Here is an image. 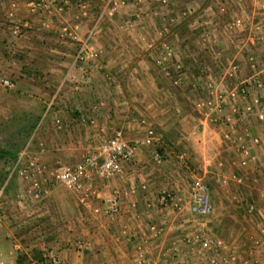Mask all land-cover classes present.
<instances>
[{"label":"crops","instance_id":"obj_1","mask_svg":"<svg viewBox=\"0 0 264 264\" xmlns=\"http://www.w3.org/2000/svg\"><path fill=\"white\" fill-rule=\"evenodd\" d=\"M11 1L0 0V12H3V21L8 26ZM27 1L15 0L17 9L14 11V19L20 20L31 17L37 23L38 29L24 35L19 33L18 36L7 30L2 31L0 28V74L14 82V90H25L33 87L35 90L37 87L45 90L51 88L53 91V94H50L49 98L44 101H42L41 95L46 94L42 89L35 93L37 96L35 97L36 105L40 102L45 105L40 118L41 123L36 124L37 130L34 129V133L37 131L36 139L33 137L34 141H37V146L42 147L40 148L42 152L44 151L43 145L46 149L43 153L45 167L52 168L60 162H68L77 158L80 152L82 156L84 153L82 151H97L100 144L106 140L104 138L112 136L116 130L122 131L125 136L124 139L127 141L146 135L150 130L146 129V126L140 127L138 115L143 116L146 122L149 119V121H156L165 135L170 133L175 121L191 127L189 126L192 125L191 120L187 121L188 116L182 105L195 103L193 87L195 85L201 87L198 78L200 71L212 72V69L221 71L220 62H217V65L210 63L207 65L206 62L202 65L198 63V52L193 46L195 38L187 35L188 28L187 25L185 26V23H188L198 13L192 12L190 14L192 16L183 18L181 23H175L170 31L172 37L169 38L174 39V41L172 39L171 45L175 46L174 61L184 65L186 69H190L196 75V79L194 78L193 81H181L175 87L171 82L170 85L164 86L163 83L166 80L162 81L163 78L158 72V68L152 65L158 44L155 42L156 36L154 35L156 34L150 30L153 21H155L151 16H141L144 17L142 21L134 20L133 29L127 32L116 30V18L121 20L127 17L126 14L116 16V18L106 16L102 20L100 29L93 33L90 39V45L100 51L97 62L95 64L85 62L66 66V63L62 64L59 60L67 54L72 56L75 53L76 49L73 48V52L67 48L70 44L76 47L79 45V41H82L81 35L86 32L89 22L92 21L91 13L89 12V15L87 14L85 17L80 16L79 23L75 19V13L68 16L65 25H68L70 32L76 34V38H71L70 44H67L66 41H62L63 35L60 34V30L56 29L57 25L61 24L56 9L59 4H55V2L52 4L54 0H44L43 5L38 9H34V11L31 9L32 12L36 13L30 14ZM199 1L203 2L204 0H175L174 9L177 16H181V13L190 10L188 8H193V11L199 10ZM260 2L262 0H259V5ZM257 3V0H252L250 6L254 10L253 13L259 15V22L264 23V12L260 7L257 8ZM243 5L248 6L247 4ZM129 6L128 9L132 10L131 15H136L135 2L134 4L130 3ZM141 8L148 10L147 5ZM42 23L47 24L49 29L43 28ZM104 24L106 28L111 26V30H104ZM141 24L146 28H141ZM184 29H187V32H183ZM167 37L162 39H167ZM261 40L263 41H259L258 44L255 38L248 37L243 50V47L235 43V40H230L232 45L228 42L226 47L230 45L237 50L240 57H236V55V61L242 69H248L240 58L257 50V46H259L260 54L264 46V39L261 38ZM229 50L231 51V48ZM42 52L45 54V58L40 56ZM262 58L264 60V56ZM66 59L68 57L65 56L64 61ZM227 60L228 56L225 58V62ZM259 69L261 78L264 80L263 63ZM244 75L246 76V74ZM209 77L211 78V76ZM213 78L215 80L210 81H216V78ZM107 79L108 82L105 81ZM232 80L226 81L225 76L220 78V92L230 93L234 89L236 79ZM238 80L240 79L238 78ZM214 100L216 99L214 98ZM228 100L237 103L236 99H229L228 95L223 98L227 105ZM102 101L105 106H99L98 109H95V106ZM2 103L3 107L6 108L7 106L8 111H11L10 107L19 106L20 102L15 97H9ZM199 115L198 113V115H193L190 118L195 121ZM83 116L87 119L91 118L94 124L90 126L77 124L78 121L83 120ZM56 120L60 122L59 127L55 124ZM201 120L199 118L204 130L206 129L205 123ZM148 124L150 125V123ZM242 125H245V122H242ZM246 125L248 128L241 130L244 136L240 140L249 142V137H262L261 133L264 130L261 129V126L264 125V121H260L259 125V121L255 118ZM224 131L225 129L222 127L213 129L215 135L214 149H217L216 153L219 157L216 158L218 161L216 168L224 163L225 166L235 167L232 169L234 174L229 171L231 169L217 170L220 174L212 173L214 176L210 177L215 179V176L220 175L223 179L226 177L225 174H228L227 178L234 179L236 174L238 175L243 171L249 174L256 173L259 176V172L263 171L262 169L259 171V167L262 166L259 161L264 158V146L250 145L254 154L253 159L248 161L249 164H244H248L247 167H241L243 165L240 164L241 157L239 154H233L231 141L222 138ZM73 143L76 146L72 145ZM219 154L222 155L219 156ZM224 156L226 157L223 158ZM0 163L15 166V162L11 159L0 158ZM147 163L144 153L138 150L131 161L123 164L122 171L118 175L109 178L103 185L99 184L93 187L95 193L93 198L95 197V199L92 202L91 200L81 202L78 194L69 191L73 196L68 198L69 206L64 207L65 213L59 207V199L64 197L60 192L46 189L45 194L38 200L32 199L31 205L27 201H18L16 204L13 203V200L9 202L8 195L2 192L3 194L0 196L2 195V199L6 200L4 203H9L10 206L0 208V214H2L0 215V264H4L2 259L5 256L10 257L14 251L17 252V255L10 259L14 260L10 263L37 264L41 262L43 255L50 254L63 264H135V248L139 245L144 248L146 259L150 264H199L197 261L198 248H196V244L185 241L186 231H189V227L193 228L199 224L202 230L208 226L206 229L212 233V236L209 235L213 237L214 232L218 227L220 228V221L225 220V217L228 219V215L232 213L227 208L218 212H215L217 208H213L211 215L205 218L206 221L196 222L186 210L179 213L169 212V210L167 212L155 211V209L150 208L154 197L151 198V204H149L146 202L149 198L144 197L139 190L141 183H148V187L151 189L156 185L155 179H160V173L149 172ZM137 172L139 174H136ZM121 174L122 176H120ZM149 193L152 196V191ZM111 194H118L119 196L121 214L117 217H111L106 213L103 202L104 198ZM62 203L65 204L63 201ZM131 203L137 204L136 210L130 209ZM53 205H56L57 208H53ZM95 207L101 208L99 213L94 214L92 212ZM29 208L32 210L30 214H27L26 210ZM55 209L60 216L58 219L55 215ZM36 219L41 222L31 232L26 233L25 229L28 222L32 221L33 223ZM12 221L16 225L19 223L16 229L25 228L22 234L16 233L15 229L11 228ZM6 229L7 233L5 232ZM123 229L126 230L127 235L121 233ZM259 230L261 234L264 233L262 228ZM232 231L235 232L234 229ZM242 231V229L238 230L235 237L230 233L222 239L227 245L229 244L230 248L234 247L237 262L245 260L246 243L250 238L248 236L250 232L240 237ZM75 242H82L85 244V248L76 250L73 246ZM7 243H11L13 252L5 250ZM259 257V261L264 262L261 254Z\"/></svg>","mask_w":264,"mask_h":264},{"label":"rangeland","instance_id":"obj_2","mask_svg":"<svg viewBox=\"0 0 264 264\" xmlns=\"http://www.w3.org/2000/svg\"><path fill=\"white\" fill-rule=\"evenodd\" d=\"M32 0H28V9L31 11H34V8L30 6V2ZM198 1V0H197ZM255 1V0H254ZM59 4L56 9L58 10V15L60 16L61 24H58L56 29L60 30V34H62V41H66L67 44H70L69 41L71 38H76V34L70 32L68 25H65L66 19H68V16H70L72 13L76 14L75 19L77 22H80V16H92L91 20L89 22V25L86 32L81 35L82 41H79V45L76 47L73 46V44H70L68 46V50L73 51L72 49H76L75 53L70 56L69 54L65 55L68 57L66 61H64L63 56L59 61L64 64L66 63V66H74L77 63H90L95 64L97 62V58L94 61H85V62H74V57L76 52L78 51L80 45L87 40L88 34L90 32L91 36L87 40L86 44L88 47L92 48L94 51L97 52L99 56V50L94 48L90 45V39L97 30L100 29V26L102 24V20L108 17L116 18V16L126 14L127 17L122 18L121 20H117L116 23L117 27L116 30L120 32H127L130 29H133L132 23L134 20L142 21V18L151 16L155 21H153L150 30L156 34V41L158 44V50L155 54V58L153 61V67L155 66L158 68V72L162 76V81L166 80L163 85H170L173 84L175 87L179 85L181 81H187L191 80L193 81L194 78L196 79V75L193 71L190 69H186V67L180 63L175 62L174 56H175V46L171 45L172 39L169 38L172 37L171 28L175 23H181L184 19L188 16H192V12H195L194 14H197L195 17H193L191 20H189L188 23H185V26L187 25L188 33L187 35L189 37L195 38L194 40V48L198 52V63L202 65V63L206 62L207 65L213 64L217 65V62H220L221 71H217L212 69L211 71H200L199 73V79L201 87L195 85L193 87V97L196 100L195 103L189 104L186 103L184 106L182 105V108L185 109L186 115L188 116L187 121L191 120V126L190 128L188 126L182 125L180 122L175 121L172 129L170 130V133L165 135L160 127V125L155 121L151 120L146 122L143 119V116L138 115V124L140 127L146 126L145 128L150 130V136L153 138L152 144L149 146H143L139 148V150L144 153V155L147 158V167L149 168V172H156L157 174L160 173V179H155V186L151 187L149 189L148 183H141L139 185L140 192L143 193V196L148 197L149 199L146 201L149 204H151V198L154 197L152 204L150 205V208L155 209V211H163L167 212H183L186 210L189 215L190 212L186 208V205L188 204V191L189 187L195 178H200L202 181L206 183V185L209 188V202L211 204L212 210L213 208L216 209L215 212H218L220 210L229 209L232 213L231 215H228L225 217V220L222 219L220 221V228L214 232L213 237L212 233L206 229L207 227H204L203 230L200 229V225L196 224L193 228L189 227V231H186V242H192L194 245L196 244V248H198V263L199 264H206L209 263L211 256L207 253H204L202 251L199 252V245L197 242L201 238H210L214 241L221 242L222 244H226L223 242L222 239L225 238V236L229 235L230 233L235 237L238 230L242 229V233L240 237L248 233V236L250 237L248 239V243H246V263L245 260L237 262L236 264H260L264 263L263 261H259V254H261V258H264V233H260V228H262V232H264V158L260 159L259 163H261V167H259V171L262 169V172H259V176L256 173H238L236 174L234 179L227 178L228 174H225V178H221L220 175L215 176V179L211 178L210 176H214L212 173H218L217 170H229L232 172V169H235V167H229L225 166L224 163L221 165H218V155L216 153L217 149L215 148L214 142V132L213 129H218V127H222L225 129L224 135H222V138L231 141L230 145L233 149V154H239L238 150L240 149L241 145H248L249 150L251 151V159H253V151L251 146H257V145H263L264 146V131L261 133V138L258 137H249V142L240 140L241 137L244 135L242 134V131L244 128H248L246 124H249L252 119H257L259 121H264V80L261 78L260 73V66L263 63L264 60L262 56H264V46L262 48V52L259 54V46H257V50H254V52H251L250 54H246L244 56H241L240 60L246 65V68L248 69H242L241 65L236 61V57H240L238 55V51L233 49L230 45L233 40H235V43L239 44L240 47H243L242 50L245 48L244 46L247 43V39L255 38V41L259 44V41L264 39V23L259 22V15L256 13L254 14V10L251 8L250 4L252 0H204L203 2L199 1V10L196 9V11H193V8H188L190 10H186L187 12H183L180 15L177 16L175 9H174V2L175 0H54L52 4ZM57 2V3H56ZM135 2V13L136 15H131L132 10L128 9L130 6V3L134 4ZM257 8L264 12V0L260 2L257 0ZM64 3V4H63ZM243 4H247L248 6H244ZM148 6V10H144L141 7L142 6ZM154 5V6H153ZM17 4L15 0L11 1L10 4V12L8 14V18L10 19L9 26L6 24V22L3 21V12H0V28H2V31H10L13 35H18L19 33L24 35L27 32L33 31L38 29L37 23L34 22L31 17H25L20 20L14 19L15 13L17 9ZM139 6V7H137ZM256 6V5H255ZM258 9L257 12H258ZM29 12L30 14H35L36 12ZM262 13V12H261ZM144 16V17H141ZM254 16V17H253ZM183 19V20H182ZM27 21L31 28H25L22 26L23 22ZM64 23V24H63ZM141 23V22H140ZM41 24V23H40ZM41 26L43 28L49 29L45 24L42 23ZM46 26V27H45ZM115 26V24H114ZM104 30L110 29L111 26H108L106 28V25H103ZM144 25L141 24V28H143ZM146 28V27H144ZM64 29V31H63ZM138 29V27H137ZM26 31V32H24ZM183 32H187V29H184ZM193 32L194 35H193ZM19 34V35H20ZM18 35V36H19ZM84 36V37H83ZM167 37V41L164 38ZM175 37V36H174ZM261 37V38H260ZM161 38V39H158ZM230 38V39H229ZM260 39V40H259ZM230 40H232L230 42ZM174 41V39H173ZM254 41V42H255ZM229 44L226 47V44ZM159 43H161L159 45ZM77 44V43H76ZM156 47L155 45H153ZM188 47V46H187ZM231 48V51L229 50ZM152 48V46H151ZM233 49V50H232ZM166 50L172 51V57L167 60V70L169 73V76L165 75L166 71H163L158 65L157 60H162L166 57ZM74 52V51H73ZM233 52L234 54H228ZM237 55V56H236ZM27 56V55H24ZM40 56H43L45 58V54L42 52ZM228 56V60L225 62V58ZM236 56V57H235ZM231 57V58H230ZM44 58L43 61H44ZM21 59V58H20ZM58 61V59H57ZM232 65L237 66V72L236 74H230V68ZM211 66V65H210ZM209 66V67H210ZM247 70V71H245ZM246 74V76L244 75ZM211 76V78L209 77ZM225 76L226 81L236 79L234 82L233 88L235 89L238 87L240 83L243 82H250L252 83L254 79H259V82L262 84L261 88L259 89V93H254L251 91V97L257 96L258 97V104L253 109V115L251 116L250 120L247 121H241V117L238 115V113L242 112V109L244 107L243 101L240 100V98H236L237 103L229 102L228 105L226 101H223V98H225L227 95L229 98L228 92H220V78ZM213 77L216 78V81H210L215 80ZM160 78V77H159ZM238 78L240 80H238ZM168 80V82H167ZM108 82V79L105 80ZM233 81V80H232ZM207 82H212L215 84L218 88V93L220 94V98H216L215 94L211 95L209 92V89L207 87ZM229 82V81H228ZM230 83V82H229ZM231 85V84H230ZM34 88V87H33ZM33 88L25 89V90H8L3 87H0V143H7L10 144V142L18 143L19 144V150L17 153V156L14 160L15 166H8L6 164L0 163V194H3L2 192H5L8 195L9 202L13 200V203L19 202H28L29 205H31L32 199L34 198H24L20 199L19 197L24 193L26 190V187L29 186L32 179H37L41 184V194L40 197L45 194V190L49 189L50 191H56L60 192L64 197L63 199H59V203L61 207L62 212L65 213L64 207L69 206L68 201L69 197L73 196L67 189H65L57 180L56 175L62 170V168L66 165H74L78 162H80L84 155L87 152H95L93 150L90 151H82L84 152L82 156L79 153V156L75 159H72L70 161H64L60 162L57 165H54L52 168L45 167L46 165L44 162V152L46 149H44L43 145V152L40 148V146H37V141H34L33 137L36 139V132L35 130L31 132V134L24 135V134H18V129L23 124H29L32 122L35 116H40V114L43 113L45 109V105L43 103H39L36 105L37 100H35L36 92L39 90H43L46 95L42 96V101L47 100L49 98L50 94H53L52 89L49 88L48 90H45L43 88ZM131 88V87H130ZM170 89L172 87L169 86ZM232 88V89H233ZM253 92V93H252ZM43 94V92H41ZM171 95V94H170ZM173 96V95H172ZM212 97L213 103L215 105L219 104L221 109L220 111H209L205 107H200L197 105V102L205 101L207 97ZM9 97H15L20 102L19 106H12L11 111H8L9 108L6 106L3 107V103L7 98ZM214 98L216 100H214ZM102 99V98H101ZM218 101V102H217ZM220 101V102H219ZM222 101V102H221ZM101 105H100V104ZM95 109H98V107L105 106V103L99 102ZM118 106V104H115ZM22 106V107H21ZM26 106V107H25ZM227 106H229L227 108ZM234 107V108H232ZM233 109H236V113L233 112ZM199 115V118L202 119L201 122L205 123V128L202 129V123H200L199 118L195 121H193L190 117L196 116V114ZM219 112V113H216ZM259 113V115H263V119H258L256 116ZM221 114V115H219ZM42 116V115H41ZM202 117V118H201ZM235 120H232V119ZM242 122H245V125H242ZM38 123H41V120L38 121ZM37 123V124H38ZM92 119L83 116V121H78L77 124L79 125H93ZM150 123V125L148 124ZM38 124V125H39ZM37 126V125H36ZM41 126V125H40ZM180 126V127H179ZM149 127V128H147ZM35 127L34 129H36ZM40 128V127H39ZM38 128V129H39ZM194 129V130H193ZM260 129V127H259ZM261 129L264 130V125L261 126ZM37 130V129H36ZM242 130V131H241ZM121 133L122 137L124 138V134L120 130H116ZM193 131V132H192ZM192 132V133H191ZM240 134H239V133ZM115 133V132H114ZM147 133V131H146ZM216 133V132H215ZM220 136V135H219ZM111 136H107L104 139H108ZM141 137V136H138ZM253 138H258L259 142L255 145L252 143ZM238 144H235L237 143ZM72 145L76 146L75 143ZM138 151V150H137ZM160 153L161 159L159 162L155 160V153ZM222 154H219L221 156ZM39 156L41 158V170L40 172L37 171V169H31L27 166L30 159ZM260 156V155H259ZM224 156L223 158H225ZM5 159L6 158H1ZM8 159V158H7ZM20 160V163L17 166V161ZM59 161V160H58ZM57 161V162H58ZM240 160V164H241ZM222 162V161H220ZM248 163V162H247ZM250 163V162H249ZM248 163V164H249ZM247 165H241V167H247ZM237 168L239 166L237 165ZM145 170V169H144ZM147 170V171H148ZM124 171V169H123ZM146 171V170H145ZM234 172V171H233ZM232 172V173H233ZM238 172V171H237ZM136 174H139L137 172ZM162 174V175H161ZM234 174V173H233ZM245 174V175H244ZM97 176V175H96ZM95 175H92L90 177V187H91V194L87 200L94 201L95 195L94 193V186H98L99 184H105L107 180L105 178H101L99 176L96 177ZM122 176V174L120 175ZM157 177V178H159ZM237 178H242L241 183H237ZM219 179V180H218ZM236 179V180H235ZM232 181V182H231ZM111 182V181H109ZM141 186H146L145 190L141 189ZM8 190V191H7ZM161 190H166L171 198L174 200H180V204L182 205L181 210L179 211L177 208H175L172 205H169L168 207L164 208L157 202L156 194L160 192ZM7 191V192H6ZM149 191H152V196L150 195ZM154 193V194H153ZM77 194V193H76ZM213 194V195H212ZM215 194V195H214ZM79 195V194H78ZM66 196V197H65ZM108 196V195H107ZM106 196V197H107ZM223 196V197H220ZM234 196V197H233ZM105 197V198H106ZM221 199H220V198ZM80 201L81 196L79 195ZM2 207L10 206L9 203H4L6 200L3 198L2 195L0 197ZM14 200H16L14 202ZM73 203L75 201L71 199ZM86 200V201H87ZM62 201L65 203L63 204ZM66 201V202H65ZM84 201V202H86ZM82 202V201H81ZM215 202V203H214ZM134 204V206H132ZM215 204V206H214ZM136 203L130 204L131 210H136ZM53 208H57L56 205H53ZM96 208V207H95ZM32 208H29L26 210L27 214H30ZM60 210V211H61ZM55 215L57 219L60 217L58 216L57 209L54 210ZM94 213V211L92 210ZM211 213L205 217H199L195 215L193 216V220H196V222L199 221H206L208 216L211 215ZM96 214V213H94ZM2 215V214H0ZM63 216V214H60ZM26 216V215H24ZM23 216V217H24ZM62 218V217H61ZM38 223H37V222ZM43 221H46V219H43ZM41 221H38L37 219L33 221H29L26 225V229L22 227V229H16V226L19 224L11 222V228L15 229L16 233L22 234V231L25 229L26 233L28 231H32V229L37 226ZM32 223V224H31ZM232 229L235 230L232 231ZM125 230V229H123ZM121 231V233L123 232ZM21 231V232H20ZM7 233V229L5 230ZM213 232V231H212ZM191 233V234H189ZM123 234V233H122ZM211 234V236L209 235ZM31 235V234H30ZM124 235V234H123ZM75 242L74 244H76ZM82 243V242H81ZM73 244L74 248L76 246ZM11 243L8 244L5 248L6 251H12L11 249ZM227 245V244H226ZM229 245V244H228ZM227 245V246H228ZM138 247L143 251V258L146 259L144 248H142L140 245L136 246L135 248V256H136V262L137 264L139 256H138ZM235 251L234 247L231 248ZM236 253V251H235ZM239 253V252H238ZM240 254V253H239ZM17 255V252L14 251L13 255L5 256L2 261L4 264H10L11 258H15ZM40 256V255H39ZM41 257V256H40ZM237 257V256H236ZM243 257V256H241ZM39 258V257H38ZM248 258V259H247ZM147 261V259H146ZM146 264H150L148 261Z\"/></svg>","mask_w":264,"mask_h":264},{"label":"built area","instance_id":"obj_3","mask_svg":"<svg viewBox=\"0 0 264 264\" xmlns=\"http://www.w3.org/2000/svg\"><path fill=\"white\" fill-rule=\"evenodd\" d=\"M44 0H32L30 2V6L34 9H38L43 5ZM25 28H31V25L25 21L22 24ZM90 32L88 34L87 40L91 36ZM85 40L83 42L78 51L75 54L74 62H85V61H94L98 54L92 48L88 47ZM166 57L162 60H157V65L163 70L166 71L167 65L166 62L169 58L172 57V51L166 50ZM169 57V58H168ZM167 68V69H166ZM237 66L232 65L230 68V74H236ZM165 75L169 76L168 71L165 72ZM261 83L259 79H254L252 83L243 82L238 85L235 89L230 91L229 96L231 98H240L244 103V107L241 113L238 115L241 117V121L250 120L253 115V109L257 106L259 100L257 96L251 97V91L254 93H259V89L261 88ZM0 86L8 89L14 90L15 84L10 79L2 76L0 74ZM207 87L211 95L215 94L216 98H220V94L218 93V88L212 82H207ZM252 92V93H253ZM229 98V99H231ZM232 101V100H231ZM220 102V101H219ZM234 103V102H233ZM197 105L200 107H205L209 111L219 110L221 109L220 105L213 103L212 97H207L205 101L197 102ZM234 108V107H232ZM233 112H237L236 109H233ZM258 119H263V115L256 116ZM83 121V120H82ZM57 127L60 126L59 120L55 121ZM150 131L141 137L133 138L130 141L125 140L121 133L116 131L110 138L104 140L98 150L95 152H87L83 159L74 164V165H66L62 168V170L56 175V180L68 191L77 193L81 196V201H86L92 190L90 187V177L92 175H97L101 178L109 179L118 175L122 171V166L124 163L131 161L135 156L137 150L143 146H149L152 144L153 138L150 136ZM259 142L258 138H253L252 143L257 144ZM239 155L241 157V163L244 165L251 159V151L249 150L248 145H241L238 150ZM155 160L157 162L160 161L161 155L160 153H155ZM20 163V160L17 161V166ZM27 166L31 169H37L40 172L41 170V158L39 156L34 157L29 160ZM242 178H237V183L242 182ZM142 190L146 189V186H141ZM41 194V184L35 178L32 179L29 186L26 187L24 193L19 197L20 199L24 198H34L38 199ZM1 197V196H0ZM156 199L159 205L166 208L169 205L174 206L179 211L182 208L180 204V200H174L171 198L170 194L166 190H161L156 194ZM188 204L186 208L190 212L191 215L205 217L211 213L212 207L209 202V188L204 181L200 178L193 179L189 191H188ZM106 213L111 217H117L121 214V205L119 201L118 194L108 195L103 200ZM134 206V204H132ZM0 208H2V203L0 200ZM101 210L100 207H96L93 209L94 213H99ZM124 235H127L126 230L122 232ZM199 245V252L202 251L204 253H208L211 256L209 264H236L237 257L234 250H232L226 244H222L221 242L214 241L210 238H201L199 241L197 239ZM77 249L82 250L85 248V244L81 242H77L74 244ZM138 262L137 264H146L147 261L143 258V251L138 247ZM10 264H19V263H10ZM37 264H63L61 261L55 259L50 254H45L42 256L41 262Z\"/></svg>","mask_w":264,"mask_h":264},{"label":"trees","instance_id":"obj_4","mask_svg":"<svg viewBox=\"0 0 264 264\" xmlns=\"http://www.w3.org/2000/svg\"><path fill=\"white\" fill-rule=\"evenodd\" d=\"M41 118V114L40 116H35L34 119L32 120V122H30L29 124H23L17 131L18 134H24V135H29L31 134V132L34 130L36 124L38 123V121ZM19 150V144L18 143H12L10 142V144H5L3 142L0 143V158H8L11 160H15L17 153Z\"/></svg>","mask_w":264,"mask_h":264}]
</instances>
